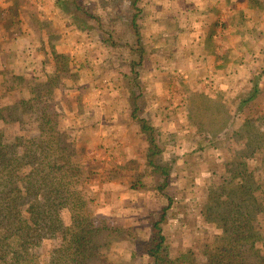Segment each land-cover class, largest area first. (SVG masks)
<instances>
[{"label": "rangeland", "instance_id": "374dc122", "mask_svg": "<svg viewBox=\"0 0 264 264\" xmlns=\"http://www.w3.org/2000/svg\"><path fill=\"white\" fill-rule=\"evenodd\" d=\"M129 1L0 0V32H7L0 35V117L10 122L0 118L3 143L9 144L13 134L35 131L36 124L30 117L52 104L59 128L68 134V142L78 153L77 163L83 174L78 187L89 201L90 216L99 227L122 231L113 241L116 246L101 251L97 264H142L138 251L149 233L150 221L162 218L171 256L185 255V264H207V245L212 247L226 233L223 228L232 224L231 213H209L216 200L233 204L239 202L238 194L241 199L247 190L254 202L249 209L253 214V210L262 209L255 228L264 229V145L254 139L249 127L257 118L262 119L264 95L253 102L256 109L242 102L248 98L243 88L236 92L231 88L222 102H226L225 107L220 108L200 99L196 82H190L192 87L174 90L182 81V71L163 72L166 76L162 83L175 82L169 91L166 86L160 93L155 87L151 89L146 79L130 70V62L134 61V66L139 63L141 69L147 63L148 68L151 59L160 63L166 53H160L161 40L151 39L145 31V15L138 8L143 0L135 1L138 6ZM256 1L233 0V8L225 12L231 29L226 33L232 35L246 28L251 29L253 38V45L239 50L241 54L227 51V60L230 64L241 60L240 78L246 80L245 74L250 90L259 84V90L264 91V0ZM246 5H250V11ZM80 9L88 11L93 19H84ZM136 17L138 27L133 26ZM120 26L126 31L113 35L114 28L119 30ZM129 29L134 34L128 33ZM127 36L131 42L124 46ZM113 42L120 48L110 46ZM45 50L51 56L43 60ZM144 58H148L146 63ZM169 61L171 66L183 65L176 55ZM141 73L149 80H158L162 72L147 69ZM231 78L234 81L236 77ZM167 93L169 106L154 102L156 94L165 99ZM187 93L198 95L185 104ZM34 96L31 116H24L19 106L16 112L11 111L17 102H28ZM143 122L151 131L141 130ZM149 133L164 148L159 161L169 177L163 189L164 177L146 163ZM256 143L262 147L259 149ZM60 216L63 223L71 222L65 211ZM130 240H136L135 245H130ZM26 242L30 252L42 261L53 257L51 249L59 243L44 235Z\"/></svg>", "mask_w": 264, "mask_h": 264}, {"label": "trees", "instance_id": "16d2710c", "mask_svg": "<svg viewBox=\"0 0 264 264\" xmlns=\"http://www.w3.org/2000/svg\"><path fill=\"white\" fill-rule=\"evenodd\" d=\"M133 3L132 0L131 5ZM81 12L84 19H93L88 11ZM117 45L110 43L112 47ZM128 45L124 43V46ZM130 63L133 71L136 65L134 61ZM258 85L253 86L248 98L242 102L253 105L258 96L264 95ZM47 91L50 93V88ZM199 97L205 103H216L220 108L226 105V102L211 100L204 95ZM34 98L28 102H17L11 111L16 112L19 106L24 116H31ZM253 108L257 109V106L254 104ZM260 115L262 119L257 118L249 123V127L255 135L254 139L264 145V112L261 111ZM0 118L4 123H10ZM30 120L36 124L35 131H30L29 135L13 134L9 144L3 143V134L0 132V264H97L101 251L116 246L113 241L118 239L122 231L106 225L99 227L90 216L89 201L81 195L78 187V179L83 175L77 163L78 153L74 151L73 143L68 142V134L59 128L54 106L48 105ZM143 123L141 130L147 133L149 128L146 122ZM148 145L146 163L164 177L163 189L168 185L169 177L159 161L164 148H160L150 133ZM261 147L259 145V149ZM154 161H159V164ZM237 199L239 202L233 204L216 200L214 208L208 209L214 215L231 213L232 224L223 228L226 233L218 237L212 247L211 244L207 245V264H264V229H256L254 224L259 220L262 209L253 210L255 214L249 209H252L254 202L247 190H244L241 199L238 194ZM220 206L225 207L222 210ZM62 211L69 214V224L63 223L60 216ZM162 221L163 218L150 221L149 233L143 238L141 246L139 244V260L142 264H185V255L171 256L162 232ZM35 235H44L52 242H59L51 249L52 258L46 257L42 261L27 248L26 240L33 239ZM125 239H128L127 236ZM135 242L130 240V245H135Z\"/></svg>", "mask_w": 264, "mask_h": 264}, {"label": "crops", "instance_id": "0c3cea01", "mask_svg": "<svg viewBox=\"0 0 264 264\" xmlns=\"http://www.w3.org/2000/svg\"><path fill=\"white\" fill-rule=\"evenodd\" d=\"M135 1L136 0H133V2ZM130 2L131 1H129V3ZM132 5L135 6L136 3H133ZM233 6V0H227V2L226 0H143L142 6H139L138 8L141 10V14L145 15V31L151 35V39H155V41L161 40V45L159 47L161 49L160 53H166V58L156 64L152 63L153 60L151 58L153 55H150V68H146V66H148L146 63L148 58H144L146 66L143 65L141 69L138 63L133 71L130 70L137 73L136 75L139 78L143 77L146 79L149 87H151V89H153L152 87H155L156 92L162 90V87L164 86H166L167 91H169L175 84V82L162 83V78L166 76V74L163 73L164 71H182L184 74L182 79H180L182 81L179 82L174 90H177L178 88L192 87L193 84L190 82H196L201 89L199 93L207 96L211 100L223 102L227 96L226 93L228 92V89L232 88L236 92V89L239 87L243 88V95L246 94L248 97L251 92L250 85L248 84L249 78L247 79V76L244 74L246 80L242 79L243 74L241 73L243 72V69L241 67V60H237V62L233 64H230L227 60V51L230 49L241 54L239 50L242 51L244 47L248 49V47L253 45V38L249 35L251 29L247 30L246 28H241L240 32H232V35L226 33L231 29L229 19L227 18L228 16L225 17V12H229ZM245 9L250 11V5H246ZM171 11L179 12H173L170 16ZM180 11L185 12L182 13ZM220 12H222V15H220ZM147 15H149L148 18L146 17ZM138 17L132 20L136 27H138ZM211 20L214 22L211 23L209 27H206L205 25ZM225 25H228L227 30H225ZM149 28L151 29L150 32L147 31ZM235 29L238 30L236 26ZM113 31V35H115V32L120 33L121 31L126 30L122 29L120 26L119 30L116 27ZM83 32L88 34L89 30H87V27L83 26ZM128 33H133L132 29H129ZM4 34H7V32H0L1 36H4ZM150 35H147V37L149 38ZM224 36H226V38H231V41L229 39L226 40ZM127 37L128 40L126 42L129 44L131 39L129 36ZM6 38L8 39L9 37ZM223 38L225 39V42ZM117 46L118 47L116 48H120L121 45L118 44ZM158 52V50L152 51L151 54ZM43 54L45 56L43 60H46V56L47 59L51 56L50 52L47 50H45ZM172 55L179 56V63H183L182 67L181 65L178 67L171 66L169 58ZM147 69H152V71L157 69L162 72L160 73L158 80H156L157 78L149 80L148 75L141 73V71L145 72ZM125 74H127L126 70ZM231 76L236 77L234 81L237 80V85ZM187 94L186 100H183V103L185 104L192 101L193 96L198 95V93ZM239 95H242L241 92ZM156 96L157 99L154 100L155 103L157 102L161 105L162 103H165L169 106V103L166 100L169 98L168 93L165 94V99L162 94H156Z\"/></svg>", "mask_w": 264, "mask_h": 264}]
</instances>
